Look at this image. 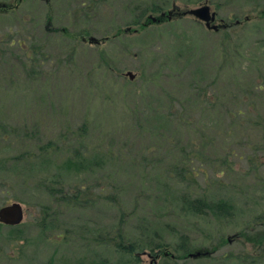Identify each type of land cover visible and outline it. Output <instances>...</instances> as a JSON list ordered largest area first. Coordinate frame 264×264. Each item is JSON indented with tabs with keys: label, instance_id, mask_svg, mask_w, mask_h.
<instances>
[{
	"label": "rangeland",
	"instance_id": "rangeland-1",
	"mask_svg": "<svg viewBox=\"0 0 264 264\" xmlns=\"http://www.w3.org/2000/svg\"><path fill=\"white\" fill-rule=\"evenodd\" d=\"M82 1L0 0V33L28 26L53 59L35 80L5 79L0 111L7 122L28 130L37 124L58 139L87 124L82 151L90 146L94 157L102 155L89 171L81 163L45 161L63 177V187L74 193L84 187L77 205L56 208L57 229L42 226V208L52 201L47 192L24 183L22 175L9 180L0 207L21 204L24 221L0 223V264H123L109 241L122 234L151 247L166 245L131 253L134 264H264V134L248 120L242 90L264 68V0H172L164 22L148 26L146 17L135 23L139 10L133 9L146 0L92 6L84 0V7ZM204 4L228 31H210L191 16L169 19L174 8ZM20 18L25 21L17 26ZM62 48L71 55L64 67L56 60ZM192 86L207 91L210 102ZM215 86L222 88L219 94ZM256 105L251 110L262 114L264 103ZM100 132L109 138L102 141ZM69 152L65 145L58 156ZM100 186L108 191L103 198L96 196ZM194 191L232 204L231 217L186 213L181 198ZM86 194H95L89 205ZM198 252L207 255L189 257Z\"/></svg>",
	"mask_w": 264,
	"mask_h": 264
},
{
	"label": "trees",
	"instance_id": "trees-1",
	"mask_svg": "<svg viewBox=\"0 0 264 264\" xmlns=\"http://www.w3.org/2000/svg\"><path fill=\"white\" fill-rule=\"evenodd\" d=\"M97 2L98 0H89V3H87L92 6V4ZM170 2H172V0H165L163 6H158L162 5V3L160 4V2L155 0H146L142 4L135 7L133 6L134 10H139L135 23H139L140 20L145 17L147 18V23H145L144 26L164 22L166 18L165 16L155 18L156 21H153L150 18L151 16L148 14L158 12L163 13L166 8L165 6H167ZM142 5L144 8L140 7ZM81 6H85L84 0L81 2ZM76 10L75 15L77 16L81 10ZM49 20L50 18L48 21ZM24 21L25 18L17 20V26L20 25V23L23 24ZM21 28L25 32L24 34ZM21 28L7 29L5 33H0V69L6 72L3 73L6 77L0 78V86L6 82V78H14L16 81H21L22 77L28 75L32 77H27L28 79L35 80L39 77V75L42 76L49 71L47 66L52 59L51 52L45 49L44 45L40 44L41 42L37 41L34 33L27 29L28 26L27 28L24 26ZM225 30L228 31V29ZM60 53L61 54H59V56H56V60L58 62L57 64L64 67L68 63L67 59L71 57V55L69 50L65 48H62ZM263 69L264 68H262L261 75L258 76V78L255 77V81L252 82L253 84L249 82L248 88L242 90L245 97L243 101L246 103L248 110L247 118L254 127L258 128L259 131L261 130L264 134V111L262 114H258L255 113L253 109L251 110L253 107L254 109L258 107V105H253L264 103ZM17 70L20 71L21 74H19ZM108 71L111 73L110 68H108ZM155 80L154 84L159 86L157 81H160V78L156 77ZM220 89L222 88L215 86V93L219 94L218 91ZM202 90L203 89L193 88L192 92L200 91L198 93L201 94L200 97L204 100L203 95H205L207 99L208 92ZM219 96L221 97L224 95L220 94ZM235 98V94L230 95L231 100H234ZM235 116V113L228 111V117L231 120L235 119ZM7 118L6 114L0 111V169L6 171L3 172L5 175L3 174L4 177L2 178V181H0V197H3V199L7 198V194H9L11 188L10 186L12 185L9 183V180L12 181L14 178L17 179L22 175L24 183H28V185H31L32 183L35 184L39 189L45 190L51 197L52 201L49 206L42 208V212L46 214L42 220V226L44 230L57 229L58 226L55 224L57 219L55 220V218H53L59 214L56 208L65 210L71 209L77 205L84 187L78 189L76 193H74L75 191H70L69 189L63 187L61 185L62 181H59L60 179H63V177L59 174H53L50 169L46 168L45 161L49 162L59 160L63 163V167L72 165L73 163L76 165L81 163L83 165L82 169L89 171V168H94L95 165L99 163L98 160L102 159L101 152L98 151L97 157H94L93 152L97 150L91 149L90 146L88 150H85V152L82 151L83 144L81 139L89 136L87 124H84L81 129L72 133L71 137H61L58 139L57 136L53 135L49 129L48 132L43 134L37 124L28 130L27 128H18L16 125L8 123ZM100 135L102 137L100 138L102 141H104L105 138H109L108 134L100 132ZM65 145L69 146L71 152L63 158L58 156V153L64 151ZM9 152L10 154L8 155ZM181 177H183V175ZM100 188L101 189L98 190V194L96 196L100 195V197L103 198L105 194L102 192L106 191L107 193L108 191L103 186H100ZM93 195L86 194V204L95 200ZM5 204L3 203L4 206ZM51 204L53 205L51 206ZM181 204L182 209L186 213L196 216H205L208 213L216 220L227 219L231 217V214L234 211V206L232 204L208 200L205 196H198L196 191L189 195H183L181 198ZM118 238L119 239L113 237L109 241H114L116 243L114 249L117 253L124 257L123 264L135 263L129 259V257H131L129 255L133 252L141 254L150 249L153 253L166 246L165 243L159 242L158 244H155V246L151 247L150 245H144L143 242L139 240L129 239L125 237L124 234ZM94 241L100 242L101 239L95 237ZM152 243L154 244V242ZM182 251L183 253H188L189 248L183 245ZM185 259L186 257H183V261ZM137 262L139 264L141 263L140 260Z\"/></svg>",
	"mask_w": 264,
	"mask_h": 264
},
{
	"label": "water",
	"instance_id": "water-1",
	"mask_svg": "<svg viewBox=\"0 0 264 264\" xmlns=\"http://www.w3.org/2000/svg\"><path fill=\"white\" fill-rule=\"evenodd\" d=\"M3 8L6 7V5L2 6ZM175 14H177L180 17H188L191 16L193 18H195L196 20H198L199 22H202L205 24L206 28L211 30V31H219L220 29V25H216V17H217V13L213 12L211 10V7L208 4H204L202 6H199L197 8H192V9H187L184 10L183 12L181 11V9L176 8ZM174 14L173 11H170L168 13L169 19L171 20L172 15ZM163 16H165V14H163ZM153 21H156L155 18H152ZM127 31H130V29H128ZM90 43H97V40L93 37L88 39ZM84 41H87V39ZM132 80L134 79V75L129 72L127 74ZM24 221V209L22 207L21 204L19 203H13L7 206H4L3 208L0 209V223L7 225V226H18L20 224H22V222ZM201 255L206 256L207 253H193L190 254L189 257L191 258H198Z\"/></svg>",
	"mask_w": 264,
	"mask_h": 264
}]
</instances>
